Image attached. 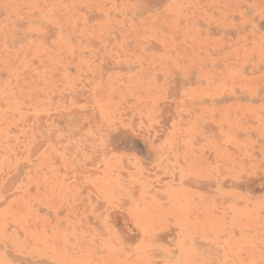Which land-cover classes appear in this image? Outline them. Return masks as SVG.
Listing matches in <instances>:
<instances>
[{
  "label": "rangeland",
  "instance_id": "obj_1",
  "mask_svg": "<svg viewBox=\"0 0 264 264\" xmlns=\"http://www.w3.org/2000/svg\"><path fill=\"white\" fill-rule=\"evenodd\" d=\"M0 264H264V0H0Z\"/></svg>",
  "mask_w": 264,
  "mask_h": 264
}]
</instances>
